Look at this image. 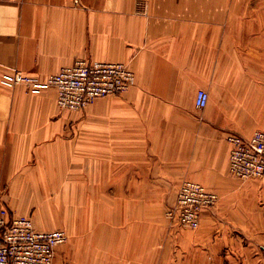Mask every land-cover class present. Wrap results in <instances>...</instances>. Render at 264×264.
I'll return each mask as SVG.
<instances>
[{
	"label": "crops",
	"instance_id": "0c3cea01",
	"mask_svg": "<svg viewBox=\"0 0 264 264\" xmlns=\"http://www.w3.org/2000/svg\"><path fill=\"white\" fill-rule=\"evenodd\" d=\"M257 2L0 0V77L19 69L44 80L79 57L126 61L137 76L129 91L74 112L58 108L53 89L0 83V202L36 229L67 227L56 264H264V180L230 173L226 140L241 129L240 108L264 107ZM199 89L210 94L204 109ZM73 121L87 128L72 134L73 158L100 179L79 182L87 196L57 209ZM187 179L220 196L195 230L164 212Z\"/></svg>",
	"mask_w": 264,
	"mask_h": 264
},
{
	"label": "built area",
	"instance_id": "2783aa9c",
	"mask_svg": "<svg viewBox=\"0 0 264 264\" xmlns=\"http://www.w3.org/2000/svg\"><path fill=\"white\" fill-rule=\"evenodd\" d=\"M134 80V73L124 62H105L77 59L45 81L15 69L4 72L0 82L6 87L22 84L28 88L54 86L57 101L65 108L81 109L100 96L127 90ZM196 106L204 108L209 93L200 89ZM231 145L230 171L241 179L264 178V130L249 136L229 133ZM219 195L195 180H185L178 189L177 199L166 212L170 220L196 228L201 213L218 203ZM63 228L36 229L31 217L10 214L0 202V264H54L57 249L68 241Z\"/></svg>",
	"mask_w": 264,
	"mask_h": 264
},
{
	"label": "rangeland",
	"instance_id": "374dc122",
	"mask_svg": "<svg viewBox=\"0 0 264 264\" xmlns=\"http://www.w3.org/2000/svg\"><path fill=\"white\" fill-rule=\"evenodd\" d=\"M75 2L76 3H79V0H75ZM257 7L258 8H264V0H258V2H257ZM80 58H84V59H88V60H97V61H105V62H124V63H126L130 68H131V70L133 71V73H134V80H133V82L129 85V87L127 88V90H125V91H123V92H120V93H117V94H109V95H105V96H100V97H98V98H96V99H99V98H103V97H106V96H116V95H121V94H123V93H125V92H127V91H129L135 84H136V82H137V76H136V73H135V71L133 70V68L131 67V65H130V63L129 62H126V61H120V60H117V61H115V60H104V59H94V58H86V57H79V58H76L72 63H70V64H73L77 59H80ZM70 64H68V65H70ZM68 65H66V66H68ZM65 66H63L62 68H64ZM62 68L60 69V70H62ZM15 70V69H14ZM19 70V69H18ZM59 70V71H60ZM10 71H12V70H10ZM21 71V70H20ZM59 71H57V72H55V73H58ZM23 72V71H22ZM4 73V72H3ZM2 73V74H3ZM55 73H53V74H55ZM25 74H27V73H25ZM28 75H30V74H28ZM50 75H52V74H50ZM49 75V76H50ZM32 76H35V75H32ZM49 76L46 78V79H44L43 81H45V80H47L48 78H49ZM36 77H38L40 80H42L39 76H36ZM1 83V82H0ZM2 85V84H1ZM3 87H5V88H9V89H13V88H15V87H17V86H22V87H24L25 89H27V91H30V90H33V88H28L27 86H25V85H22V84H19V85H16V86H14V87H6V86H4V85H2ZM44 89H53L54 90V92L56 93V102H57V106H58V108L59 109H61V110H63V111H65V110H67V111H72V112H74V111H83L88 105H90L91 103H93V102H95L96 101V99L93 101V102H91V103H89L88 105H86V106H84V107H82L81 109H71V108H65V107H62L59 103H58V101H57V96H58V94H57V90H56V88L54 87V86H50V87H43ZM200 90V89H199ZM198 90V91H199ZM205 90V89H204ZM198 91H197V93H198ZM207 91V90H206ZM197 93H196V95H197ZM209 93V92H208ZM209 99H210V94H209ZM195 100H196V96H195ZM209 102V101H208ZM195 106H196V101H195ZM207 106V105H206ZM205 106V107H206ZM197 107V106H196ZM204 107V108H205ZM198 109H204V108H199V107H197ZM231 109L232 108H227V111H229V112H231ZM240 113H241V119H240V122H241V124H240V126H241V129L240 130H237V131H235V130H229V131H227V135L229 134V133H237V134H241V135H244V136H249V135H251V134H253L255 131H257V130H264V107H244V108H240ZM256 113H260L259 114V122H257L256 124H255V127H249V128H247V125H248V123H245L246 121H247V119H246V116H253L254 114H256ZM77 122H75V121H73L72 122V124H70V126L69 127H67L66 129H65V131H64V133H62V134H65L64 135V154H66V155H64V167H63V174H64V184H65V187H64V189H63V196H64V198H63V201L60 203V202H58L57 201V204H56V208L57 209H60V208H63V209H71L72 208V205L70 204V202H71V198H72V196L73 197H77V196H84V197H86L87 195V189L86 188H83L81 185L78 187V185L80 184L79 182H82V183H87L89 180H92L93 179V174H95V169L92 171V173L90 172H88L89 171V169L87 170V160H86V158H83L82 160H84V163H81V164H78V162H77V156H75L74 158H73V153H72V150H74V148L76 147L74 144H73V140H74V138H73V135L72 134H87V132H86V130H87V128H86V125H79L78 126V124H76ZM243 128H246V129H249V130H246V129H243ZM244 130H246L245 132H248V131H250V132H248V133H245L244 132ZM59 134H61V133H59ZM226 140H227V142L229 143V145H230V142H229V140L227 139V136H226ZM75 153L74 154H77V151H74ZM230 152H231V145H230ZM229 170H230V164H229ZM94 172V173H93ZM230 173H231V171H230ZM55 174V173H54ZM53 174V175H54ZM97 174V173H96ZM95 174V179H98L99 178V175L97 174L96 175ZM232 174V173H231ZM233 175V174H232ZM56 176H59V175H57L56 174ZM234 176V175H233ZM101 177V179H102V175L100 176ZM236 177V176H235ZM237 178H239V177H237ZM100 179V178H99ZM239 179H241V178H239ZM251 179H258V178H251ZM259 179H263L264 180V178H259ZM57 180H60V178L59 179H57ZM57 180H54L55 181V184H53V188L50 190V192L56 197V199H58L59 200V198L58 197H61V196H59V192H61V189L59 190V188H57V185H59V182H57ZM187 180H192V179H187ZM241 180H244V179H241ZM246 180H250V179H246ZM73 181H75L76 182V184L73 182ZM185 181V180H184ZM183 181V182H184ZM195 181H197V182H199V183H201V184H203V185H205L207 188H209L206 184H204L203 182H201V181H198V180H195ZM72 183H74L77 187H75V188H71L70 186H71V184ZM81 183V184H82ZM57 188V189H56ZM180 188V187H179ZM209 189H211V188H209ZM89 190V189H88ZM211 190H213V189H211ZM171 191L172 190H169V193H171ZM214 191V190H213ZM216 192V191H215ZM178 193V192H177ZM217 193V192H216ZM218 194V193H217ZM219 195V194H218ZM177 199V198H176ZM219 200H220V196H219ZM219 200H218V202H219ZM168 201H169V199H168ZM176 201V200H175ZM175 202H173L172 204H170V205H168V206H165V217L167 218V220L170 222V224L173 226V227H178V228H181V229H192V230H195V229H198L199 227H200V225H201V218H200V224H199V226L198 227H196V228H189V227H187V226H184V225H182L178 220H170L168 217H167V215H166V212H167V210H168V208L170 207V206H172L173 204H174ZM218 204V203H217ZM217 204L215 205V206H217ZM215 206H213V207H215ZM213 207H210V208H213ZM205 209H209V208H205ZM204 209V210H205ZM203 210V211H204ZM203 211H202V213H203ZM202 213H201V216H202ZM14 214V213H13ZM16 215V214H15ZM29 217H31V216H29ZM33 220V219H32ZM62 227L61 228H63V229H65L66 231H67V234H68V241L65 243L66 245L67 244H70V240H71V235H70V231L67 229V227H63V225H61ZM64 244V245H65ZM63 246V245H62ZM59 248V247H58ZM58 250V249H57ZM56 256H57V253H56ZM55 259H56V257H55ZM71 261H72V259H70V256H69V258L67 259V260H65V262H64V264H71ZM54 264H56V261H55V263Z\"/></svg>",
	"mask_w": 264,
	"mask_h": 264
},
{
	"label": "bare ground",
	"instance_id": "6f19581e",
	"mask_svg": "<svg viewBox=\"0 0 264 264\" xmlns=\"http://www.w3.org/2000/svg\"><path fill=\"white\" fill-rule=\"evenodd\" d=\"M97 100V99H96ZM262 130V129H261ZM259 179V178H258Z\"/></svg>",
	"mask_w": 264,
	"mask_h": 264
}]
</instances>
